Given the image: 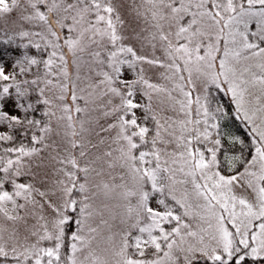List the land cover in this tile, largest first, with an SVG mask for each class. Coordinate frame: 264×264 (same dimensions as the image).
Masks as SVG:
<instances>
[{"label": "snow or ice", "instance_id": "6c2138e0", "mask_svg": "<svg viewBox=\"0 0 264 264\" xmlns=\"http://www.w3.org/2000/svg\"><path fill=\"white\" fill-rule=\"evenodd\" d=\"M0 264H264V0H0Z\"/></svg>", "mask_w": 264, "mask_h": 264}]
</instances>
